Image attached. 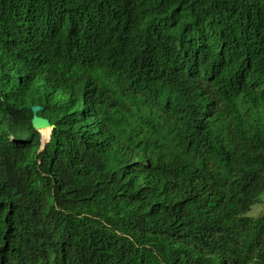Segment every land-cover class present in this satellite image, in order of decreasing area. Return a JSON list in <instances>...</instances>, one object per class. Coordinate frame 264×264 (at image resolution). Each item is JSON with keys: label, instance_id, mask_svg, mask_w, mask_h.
Here are the masks:
<instances>
[{"label": "trees", "instance_id": "obj_1", "mask_svg": "<svg viewBox=\"0 0 264 264\" xmlns=\"http://www.w3.org/2000/svg\"><path fill=\"white\" fill-rule=\"evenodd\" d=\"M233 1L242 9L241 14L234 9L205 16L198 5L204 2L210 9L215 0H0V51L22 57L35 65L33 69L49 75L48 86L42 90L41 115L55 125L51 141L41 153L36 131L22 136L24 141L20 138L0 144V247L11 236L14 264H264V211L248 215L253 206L264 205V134L252 137L237 127L228 131L224 138L229 142L248 146L244 157L235 148L225 150L221 139L208 152L192 148L188 155H177L178 159L160 152L156 163H173L181 192L168 196L166 187L164 195L144 199L131 192L136 186L121 185L115 173L124 161L122 153L143 133L133 132L136 123L147 128L150 142L160 137L158 117L150 118L145 113L152 108L147 95L150 89L157 97L163 95L156 85L161 80L157 77L149 88L128 91L129 114L101 118L99 130L102 127L101 134L110 144L101 164L104 168L112 164V172H87L86 154L90 151L71 147L68 141L79 131L71 127L79 113L77 105L85 102L69 82L72 80L65 79L76 64V53L41 36L54 33L60 42L66 33L73 32L72 27L85 26L93 33L100 28L109 36L105 46L110 51L127 49L133 57L148 63L153 57L158 64L172 63L177 47L188 35L190 47L202 42L223 44L235 58L218 78L221 87L214 86L211 95L221 100L235 95L246 106L264 110V0ZM132 15L137 17L133 24ZM143 18H150L147 31H159L160 27V46L152 53L154 40L140 34ZM117 29H130L128 39L116 33ZM213 32L222 37L212 38ZM83 56L80 63L95 62L93 56ZM111 59L109 52L98 57L103 76ZM15 65L0 69L3 80ZM146 68L143 72L135 65L144 83L155 73ZM123 71L135 80L130 68ZM35 80L31 75L23 78L19 88ZM115 80L116 88L108 80H101L106 94H123L126 90L118 73ZM231 80L237 85L226 86ZM89 92L94 90H81L82 95ZM21 110L15 109L16 115ZM137 117L141 121H136ZM146 146L140 143L131 157H139ZM245 157L248 159L242 161ZM75 159L81 160L78 171L72 167ZM77 172L82 182L98 181L100 185L91 184V191L81 192L74 183L78 180L72 177ZM50 224L59 226L60 235L53 231L56 235L46 241L40 236ZM5 255L0 251V264L10 263Z\"/></svg>", "mask_w": 264, "mask_h": 264}, {"label": "clouds", "instance_id": "obj_2", "mask_svg": "<svg viewBox=\"0 0 264 264\" xmlns=\"http://www.w3.org/2000/svg\"><path fill=\"white\" fill-rule=\"evenodd\" d=\"M233 2V0H215L213 7L210 9H208L209 6L204 2H201L199 5L197 3V5L199 9L205 10L203 11L205 16L209 14H227L228 11L234 9L238 14H241L243 12L242 9L238 5H234ZM199 14H201V11H199ZM149 19L143 18L141 20L140 34L143 38L147 39L149 37L151 40H154L152 53L160 46V41L158 40L160 38V27L159 31L153 28L147 31L146 25ZM136 21L137 17L132 15V24ZM71 29H73V32L70 34L66 33L60 42H57L54 33H46L41 36L60 44L71 53H76V64L73 65L70 73L67 74L69 78L65 79H73V74H79L89 79L88 83L78 82L75 84L80 99L85 102L77 105L79 113L74 124L71 126H75L79 131H76L74 135L68 137L71 147H82V149L90 151V153L86 154V158L88 159L87 172H105L106 169L111 171L112 168V164L107 168L102 166V155L105 150H108L109 146L96 140L95 136L97 131H99L101 118L104 115L103 111H108L111 116H116L117 118L121 115L129 114L126 107L128 91L130 92V90L137 88H149V84L154 83L157 77L161 82L156 83V85H160V88L163 90L160 95H163L157 97L156 92L152 88L150 89L147 95L152 104V108L151 111L145 114H148L150 118L154 119L158 117V122L160 121V133L163 136L160 134V137L150 142L146 136L148 133L147 128L144 129V127L138 125L133 132L139 133L142 131V135L137 140L129 143L128 150L122 153L124 161L116 167L115 174L119 175L118 180L121 185L137 187L131 191L134 194L144 199H151L164 195L166 187L170 190L168 196L176 193L180 194L181 186L175 179L172 165L156 163V158L160 152L167 155L169 151H173L177 155L182 156L188 155V152L192 148L199 149L201 152H208L212 149V145L217 143L219 139L225 145V150L228 148L238 150L239 146L244 150H248V146L244 147L239 143H231L224 136L234 127L244 129L252 137L258 133L264 134V110L246 106L242 99L235 95H228L224 100L211 95V89L214 86H220L218 82L219 76L225 72L228 64L233 62L235 58L234 52L228 49L226 45L219 43L209 45L202 42L195 48L190 47V42H186L191 37V35H188L177 47L172 63L158 64L153 57H150V62L148 63L146 59L133 57L127 49L110 51L105 46L109 42V36L105 35L100 28H98L97 33L89 32L85 26L79 25ZM129 30L117 29L115 32L127 38ZM211 37L221 38L222 35L219 32H213L211 33ZM224 37L229 42L231 41L230 36L224 35ZM98 39L105 40L102 44L98 45L96 43ZM102 52H109L112 57L104 76L100 72L98 62V57ZM83 54L86 55L83 56ZM81 56L88 59L93 56L95 62L92 64L89 60H83L80 63ZM14 62L17 65L11 71V76H19L21 70L23 78L27 79L31 75L35 76L37 81L35 80L33 84H23L22 89H20V84L15 82L6 85L1 74L0 144L13 143L22 136L27 137L31 132L36 131L40 134V142L42 145H40L39 152L41 153L45 145L49 142L43 137L44 130H35L32 125L34 118L33 108L41 106L44 111V105L41 104V97L42 90L48 86L47 76L49 75L40 69H33L35 65L25 61L22 57H18L13 53L0 51V69ZM28 64L31 65V69L27 67ZM135 65L139 66V69L143 70V72H147L146 66H148L155 73H151L148 76V82L144 83L140 79L142 73H139L135 69ZM124 68H130L132 70L131 75L135 80H130V77L124 75ZM117 73L121 76L122 84L126 86V90L123 94H106L101 80H108L116 88L115 74ZM74 81L75 78L72 82ZM231 85H237V83L231 80L226 86ZM85 88H93L92 90L94 92L82 95L81 90ZM13 108L22 109L19 116L16 115L15 109ZM3 110H6L7 114L3 115ZM43 111L39 113V116L43 117L41 115ZM130 113H132L131 109ZM12 115L15 119L12 118V122H10V118L13 117ZM43 118L46 119V117ZM136 119L141 121L138 117ZM50 124L51 126L53 125L51 121ZM53 126L54 128H48L51 138L55 129V125ZM209 129H214L216 132L213 135H209ZM20 141H24V138H21ZM140 143H146L147 145L140 155H144L145 157L142 161L137 160L136 157H131L139 149ZM153 143L154 145H150ZM72 157L75 158L73 155ZM75 160L72 167L73 170L78 171L77 165L81 160ZM110 175L113 176V173H110ZM72 177L74 180H78L74 183L84 193L91 191L92 185L98 183L97 181L91 183V185L87 182H82L83 180L78 172ZM189 178L190 176L187 179ZM187 179L185 180L187 181ZM108 188L111 189L110 187ZM64 189L70 192L69 188ZM94 203H98V201L94 200ZM102 223L106 224L105 221H102ZM49 226L52 230L46 226L40 236V238L46 241H51L49 237L56 235L54 232L59 233L57 237L60 235L59 226L54 224H50ZM11 239L10 236L9 239L3 242L0 251L7 254L5 256L9 257V264H14V258L11 254Z\"/></svg>", "mask_w": 264, "mask_h": 264}, {"label": "water", "instance_id": "obj_3", "mask_svg": "<svg viewBox=\"0 0 264 264\" xmlns=\"http://www.w3.org/2000/svg\"><path fill=\"white\" fill-rule=\"evenodd\" d=\"M73 75H74L75 81L72 82L74 78L73 79L71 78L72 81H69L70 83H72V85L73 84L75 85L78 82H83V83H88L89 82V79L86 78V77H83V76H81L79 74L78 75L77 74H73ZM92 89H90V90L93 91ZM58 100L62 101L59 98H58ZM41 111H43V107H41V106H38L36 108H33L34 118H33V121H32V125H33L34 129L35 130H38V131H43V130H46L48 128H54L53 125L51 126L50 121L47 118L45 119V118L39 116V113ZM103 112H104L103 117H105V118L112 117L108 111H103ZM136 121H139V120L136 119ZM137 126H138V124L136 123L134 129L137 128ZM101 130H102V127L95 134L96 140L100 141L101 143H103V144H105L107 146H110V144H108V140H107L105 134H101ZM215 132H216V130L209 129V135H213ZM45 139H46L47 142H50L51 141V135L48 136ZM197 150L200 151L199 149H197ZM168 155H169L170 158H173V155L177 158V154L175 152H173V151H169ZM136 159L142 161V160L145 159V157L142 155V156L136 157ZM171 165L173 167V163Z\"/></svg>", "mask_w": 264, "mask_h": 264}, {"label": "bare ground", "instance_id": "obj_4", "mask_svg": "<svg viewBox=\"0 0 264 264\" xmlns=\"http://www.w3.org/2000/svg\"><path fill=\"white\" fill-rule=\"evenodd\" d=\"M4 81L5 82H10V83H12V82H15V83H21L22 81H23V77L22 76H7L5 79H4ZM43 133H44V135H45V137H48L49 136V129L48 130H44L43 131ZM246 152L247 151H245L243 148H241L240 146H239V148H238V150H237V154L239 155V156H242V157H244L245 156V154H246ZM252 154H254V153H252ZM246 159H248V158H243V160L242 161H245ZM253 208V207H252ZM252 210V209H251ZM251 211H249L248 213H250ZM258 213H260V212H257V213H255V214H258ZM249 215V214H248ZM254 215V214H253ZM250 216V215H249Z\"/></svg>", "mask_w": 264, "mask_h": 264}, {"label": "rangeland", "instance_id": "obj_5", "mask_svg": "<svg viewBox=\"0 0 264 264\" xmlns=\"http://www.w3.org/2000/svg\"><path fill=\"white\" fill-rule=\"evenodd\" d=\"M43 137H45V135ZM45 138H47V137H45ZM260 210L264 211V205L262 203H259V204L255 205V206H253V208H252L251 212L249 213V215H253L254 214L253 216H255L256 215L255 213L260 212Z\"/></svg>", "mask_w": 264, "mask_h": 264}]
</instances>
